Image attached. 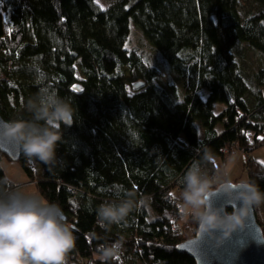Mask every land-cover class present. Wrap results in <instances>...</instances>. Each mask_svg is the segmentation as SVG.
<instances>
[{"label": "trees", "instance_id": "1", "mask_svg": "<svg viewBox=\"0 0 264 264\" xmlns=\"http://www.w3.org/2000/svg\"><path fill=\"white\" fill-rule=\"evenodd\" d=\"M252 1L239 9V0H114L107 8L95 0H0V115L31 120L27 101L42 88L73 110L54 164L25 157L21 146L17 160L70 226L68 264H195L176 248L191 237L189 226L197 229L191 215L186 229L179 223L182 176L194 161L216 177L226 151H242L247 181L264 191V164L250 154L264 144V0ZM131 21L175 70L167 83L125 47ZM242 44L258 57L254 68ZM114 186L150 198V209L102 226L96 210L116 199ZM15 189L0 164V192ZM253 209L263 229L264 203ZM118 240L119 257L95 258Z\"/></svg>", "mask_w": 264, "mask_h": 264}, {"label": "clouds", "instance_id": "2", "mask_svg": "<svg viewBox=\"0 0 264 264\" xmlns=\"http://www.w3.org/2000/svg\"><path fill=\"white\" fill-rule=\"evenodd\" d=\"M32 114L31 120L11 121L3 135L15 139L21 146L25 157L38 159L45 164H54L56 149L62 142L61 126H71L73 110L68 102L57 93L40 89L26 105ZM213 159L205 152L203 161ZM224 179L209 177L194 161L182 176L183 189L180 192L182 207L191 215L198 230L215 238L229 237L241 229L253 206L264 203V191L255 183L239 182V191L227 173ZM5 184L9 183L7 179ZM216 185L217 191L226 201L239 202V207H216L209 202L208 193ZM116 199L102 203L97 208L98 223L104 227L125 221L133 211L149 210L150 198L136 199L134 192H125L114 186ZM75 248V237L70 226L64 221L58 205L49 203L37 192H27L19 188L0 192V264H68V254ZM97 258L109 262L122 254V242L101 245Z\"/></svg>", "mask_w": 264, "mask_h": 264}, {"label": "water", "instance_id": "3", "mask_svg": "<svg viewBox=\"0 0 264 264\" xmlns=\"http://www.w3.org/2000/svg\"><path fill=\"white\" fill-rule=\"evenodd\" d=\"M144 84L139 80L132 84L135 89ZM74 87H77L76 85ZM9 122L0 115V151L9 157L12 161H17L20 154V144L11 137L3 135L5 127ZM236 187L234 191H239V182H233ZM209 191L208 200L214 203L216 207L224 206L228 212L232 207H239V202L226 201L221 192L215 190ZM230 210V211H229ZM62 213V212H61ZM65 221V216L62 214ZM221 233L216 232L212 237L202 234L198 228L193 236L181 241L177 250L187 253L195 261V264H264V232L260 224L256 221L253 207L250 209L244 225L237 229L229 237H220L219 244H216L215 238ZM69 264H80L70 262ZM87 264H95L90 260Z\"/></svg>", "mask_w": 264, "mask_h": 264}, {"label": "rangeland", "instance_id": "4", "mask_svg": "<svg viewBox=\"0 0 264 264\" xmlns=\"http://www.w3.org/2000/svg\"><path fill=\"white\" fill-rule=\"evenodd\" d=\"M114 0H95V2L101 7V8H107ZM239 9L241 8H247L250 7L253 4L252 0H239ZM130 32L128 35V38L125 42V47L128 49H135L137 52H139L142 56V58L148 63L152 64L157 67L159 74H161L159 80L161 82H168V78L166 75H169L168 73H174L175 70L172 68L171 64H169L160 54V52L152 46V44L147 40V38L142 33L141 29H139L138 26L134 25V23L130 22ZM245 65L255 67L259 64V59L256 57V55L248 49V47L245 44H242L241 48ZM176 84L177 81H175ZM130 91V88H128ZM221 106H223V103L220 102H214L213 108L215 111L220 110ZM252 158L258 160L259 162L264 164V144H261L254 148L251 151ZM227 157L225 158L224 162H220L217 168V172L219 174V180L222 181L224 177V173H227V178H230L233 182H240L243 179L247 178V174L245 172V167L243 165V152L232 150L231 152L226 151ZM230 159L234 160V163H238L239 166L233 167V164L228 163L227 161H230ZM217 160H221V158H218ZM0 164L2 169L5 172L6 177L12 181L15 184V188H19L21 190L27 191V192H38L37 187L35 185L34 179H30L23 171V168L20 166V164L17 161H12L11 159L6 158L5 156H2L0 158ZM242 165V166H240ZM36 168L38 169V166L36 165ZM217 175V174H216ZM37 176V174H36ZM218 177V176H216ZM216 187V185H213V188ZM40 194V193H39ZM182 210L185 211V209L182 207V201L180 203ZM186 212V211H185ZM189 214L185 213L183 217L179 219V223L184 225V228L188 225H191V223L188 221ZM189 236H192L195 234V229H193L191 226L187 228ZM264 232V227H263ZM97 258V256H95ZM85 262V261H83ZM137 264H140L137 262Z\"/></svg>", "mask_w": 264, "mask_h": 264}, {"label": "crops", "instance_id": "5", "mask_svg": "<svg viewBox=\"0 0 264 264\" xmlns=\"http://www.w3.org/2000/svg\"><path fill=\"white\" fill-rule=\"evenodd\" d=\"M253 156V155H252ZM228 163H230V164H233L234 166V168L235 167H237V166H239L238 165V163H234V160L233 159H230V161H227ZM219 165V164H218ZM240 166H242V165H240ZM218 168V167H217ZM246 172V171H245ZM247 174V173H246ZM217 176L219 177V174H218V172H217ZM241 181H247V178L246 179H243V180H241ZM96 256H98V255H96Z\"/></svg>", "mask_w": 264, "mask_h": 264}, {"label": "snow or ice", "instance_id": "6", "mask_svg": "<svg viewBox=\"0 0 264 264\" xmlns=\"http://www.w3.org/2000/svg\"><path fill=\"white\" fill-rule=\"evenodd\" d=\"M260 139H264V137H261Z\"/></svg>", "mask_w": 264, "mask_h": 264}]
</instances>
